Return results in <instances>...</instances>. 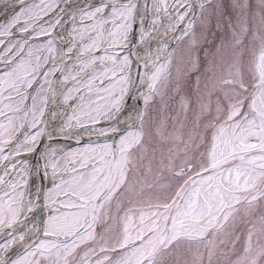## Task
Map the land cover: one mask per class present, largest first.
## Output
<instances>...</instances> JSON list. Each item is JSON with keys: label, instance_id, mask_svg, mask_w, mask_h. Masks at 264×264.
<instances>
[{"label": "snow or ice", "instance_id": "obj_1", "mask_svg": "<svg viewBox=\"0 0 264 264\" xmlns=\"http://www.w3.org/2000/svg\"><path fill=\"white\" fill-rule=\"evenodd\" d=\"M9 8L0 24V264H219L228 252L217 238L241 212L250 227L231 264H264V0ZM13 29L27 36L12 40ZM185 40L194 89L180 96L172 131L169 118L153 131L157 99L170 85L183 90L172 41ZM153 135L177 145L157 162L158 179L178 181L165 200L145 198L135 177L136 153Z\"/></svg>", "mask_w": 264, "mask_h": 264}, {"label": "rangeland", "instance_id": "obj_2", "mask_svg": "<svg viewBox=\"0 0 264 264\" xmlns=\"http://www.w3.org/2000/svg\"><path fill=\"white\" fill-rule=\"evenodd\" d=\"M5 1L8 2V0ZM13 30L15 31L17 29H13ZM197 30L199 32V27ZM17 39L22 40L21 38H16L15 40ZM35 44H43V43L39 42ZM173 48L175 49L173 55V63H172L173 83H175V80L177 78V69H179L181 76V83L182 85H184V87L180 93H175L172 91L170 85L163 100H160L159 98L157 99L155 105L151 109V114L153 117V122H152L153 131H155L157 124H159L161 121L165 120L166 118H169L167 131L168 132L172 131V121L170 117L174 116L176 112L179 111L180 96L183 95L184 92L186 91H192L195 85V78L197 73L195 71H190L189 47L187 40L180 43L179 45L175 43ZM201 57L203 58L202 53H201ZM201 71H203V66L201 68ZM145 141H146L145 149L136 153V160L138 161L140 167L138 171L135 173V177L138 179H144L146 181V185L143 190L145 198L150 197L152 199L159 198L161 200H165L171 195L178 181L172 180L170 174L168 173L164 174V178L162 180L158 179L156 176L157 162L159 160L160 150L167 152V149L169 147H176L177 145H174L171 141L161 142L156 135H153L150 138L146 137ZM179 147L182 148L183 145H179ZM189 155H192V153L190 152ZM28 160L31 162L30 158H28ZM150 161L153 169L152 173L147 172V168L149 166ZM147 184H152L153 187H147ZM168 184H171L172 188L163 186ZM247 219L248 218L244 215V213L241 212L240 216L237 218L235 226L230 230L231 234L229 236H225L222 234L220 237L217 238L218 240L223 239L225 241V243L221 245V248L225 252H228L227 257L221 255L218 258L219 264H231V262L235 261L239 255H242L243 246L247 236V229L250 227V225L247 223ZM259 235L260 234L258 233L257 236ZM257 236L253 237L254 246H256L257 244ZM260 243H264V236H260ZM180 258L184 259L186 257H184L183 254H181ZM165 259L166 261H168V264H172L174 258L166 257Z\"/></svg>", "mask_w": 264, "mask_h": 264}, {"label": "water", "instance_id": "obj_3", "mask_svg": "<svg viewBox=\"0 0 264 264\" xmlns=\"http://www.w3.org/2000/svg\"><path fill=\"white\" fill-rule=\"evenodd\" d=\"M2 0H0L1 2ZM26 2H30V0H26ZM76 2L80 3L81 5H84L85 3V0H76ZM89 2L91 3H94V4H98L101 2V0H89ZM104 2H106V0H104ZM137 2L141 5V8H143V5H144V2L145 0H137ZM12 3H15L12 2ZM61 3H63V0H61ZM20 7V5L16 4L15 6V11ZM0 14H1V20H0V24H5L8 22V18H7V15L9 16H12L14 14V11L12 8H9L7 11H5V9H2L0 10ZM57 15V13H53L50 17H45V19H55V16ZM10 18V17H9ZM190 18V17H189ZM68 21V17H65V22L67 23ZM70 26V23L67 24V27ZM184 27V25H181L180 28L182 29ZM139 32V29H137V33ZM25 36H27V34H21L19 33L18 31L17 32H13V36H12V40H15L16 38H21V39H24ZM48 37H45V36H42V37H39V38H34L31 42L34 43V42H38V41H44V40H47ZM174 46V41L172 42V47ZM0 51H2V46H1V49ZM122 127V125H121ZM114 135L116 138H118V136L120 135V133H116V134H112ZM87 139V138H86ZM92 141L94 142H103L104 141V137H98L96 135H93L92 136ZM42 144L43 145H47L49 143V141L47 140V138H42ZM59 143L61 144H64L65 141L64 140H60ZM68 143H71L73 147H77V146H80L78 144H76L74 141H69ZM41 149H38V151H40ZM35 156V153H32L31 154V161H32V158ZM44 183H47V181H44ZM46 210V209H45ZM44 210V211H45ZM39 214H40V209H37L36 210ZM3 237H0V239L3 241L2 239ZM19 250V246H17L16 248L13 249V251H18Z\"/></svg>", "mask_w": 264, "mask_h": 264}, {"label": "bare ground", "instance_id": "obj_4", "mask_svg": "<svg viewBox=\"0 0 264 264\" xmlns=\"http://www.w3.org/2000/svg\"><path fill=\"white\" fill-rule=\"evenodd\" d=\"M8 2L7 1H5V0H3L2 2H1V4H0V10H2V9H5V5L7 4ZM68 28H70V26L68 27ZM0 67H2V65H0ZM31 156L28 154V155H26L24 158L25 159H28V158H30ZM46 212H47V210H45L44 211V213H45V215H46ZM39 213L37 212V216L36 217H33V219H36V220H39ZM3 239V238H2ZM2 240L0 239V242H1ZM17 247V246H16Z\"/></svg>", "mask_w": 264, "mask_h": 264}]
</instances>
